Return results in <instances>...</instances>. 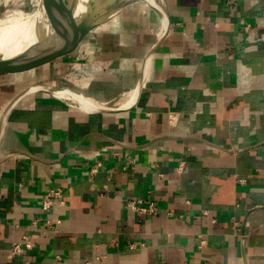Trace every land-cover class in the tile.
<instances>
[{
  "label": "crops",
  "instance_id": "1",
  "mask_svg": "<svg viewBox=\"0 0 264 264\" xmlns=\"http://www.w3.org/2000/svg\"><path fill=\"white\" fill-rule=\"evenodd\" d=\"M155 2L0 70V264H264V0Z\"/></svg>",
  "mask_w": 264,
  "mask_h": 264
},
{
  "label": "water",
  "instance_id": "2",
  "mask_svg": "<svg viewBox=\"0 0 264 264\" xmlns=\"http://www.w3.org/2000/svg\"><path fill=\"white\" fill-rule=\"evenodd\" d=\"M41 11L36 15L40 17L39 24L31 32V39L24 44H18V39L13 38L9 43L12 48L3 52L0 50V70L17 69L41 63L53 56L66 52L80 41L92 28L105 23L116 16L126 5L136 0H44ZM148 3L156 12L157 5ZM18 36V35H17ZM161 39L151 49V53L160 44ZM150 53V54H151ZM40 91L53 94L58 91L70 95H82L67 89H52L45 87L31 88L28 92ZM25 93V92H24ZM16 97L6 108L8 112L15 102L24 95ZM84 100V99H83ZM92 110L93 105L84 100ZM98 109V108H97ZM105 110V109H104ZM118 111V110H113ZM4 113V114H5Z\"/></svg>",
  "mask_w": 264,
  "mask_h": 264
},
{
  "label": "bare ground",
  "instance_id": "3",
  "mask_svg": "<svg viewBox=\"0 0 264 264\" xmlns=\"http://www.w3.org/2000/svg\"><path fill=\"white\" fill-rule=\"evenodd\" d=\"M87 0H81L85 2ZM151 4H154V0H148ZM29 20H0V50L7 52L12 48L9 43L13 38L18 39V44H24L26 40H30L31 32L36 29L39 24L40 17L32 16ZM18 35V36H17ZM56 96L69 98L71 101L79 104L85 111L89 110L90 107L84 102L83 98L79 95H70L62 91L55 93ZM74 103V104H75ZM128 104V103H127ZM91 110V109H90ZM89 112V111H87Z\"/></svg>",
  "mask_w": 264,
  "mask_h": 264
},
{
  "label": "built area",
  "instance_id": "4",
  "mask_svg": "<svg viewBox=\"0 0 264 264\" xmlns=\"http://www.w3.org/2000/svg\"><path fill=\"white\" fill-rule=\"evenodd\" d=\"M99 167V163H96L95 167L93 168L92 172H95L96 171V168ZM180 170V168H179ZM60 196H61V193L60 191H48L43 199H42V202H41V207L44 211H47L48 209L51 208L52 204H53V201L55 199H60ZM141 202L140 200H137V199H129L126 201V207L130 210V211H133V212H137V213H140V214H143V213H153L155 208H154V205L152 203H149L147 205V207H144L141 205ZM41 222V227L43 229V234H48V231H53L59 224H60V220L57 219L55 221H49L48 219L47 220H44V221H40ZM31 224L34 226V225H37L39 224V220H33L31 222ZM33 243L31 242V240L28 238V237H22L21 239V242L19 243H15L12 245V248H11V254L12 255H19V254H22L26 251H29L33 248ZM57 261H59V257H55ZM59 264H63V262H60L59 261Z\"/></svg>",
  "mask_w": 264,
  "mask_h": 264
},
{
  "label": "rangeland",
  "instance_id": "5",
  "mask_svg": "<svg viewBox=\"0 0 264 264\" xmlns=\"http://www.w3.org/2000/svg\"><path fill=\"white\" fill-rule=\"evenodd\" d=\"M44 3V0H0V20L32 19V16L41 11ZM154 3L156 4L155 0Z\"/></svg>",
  "mask_w": 264,
  "mask_h": 264
}]
</instances>
